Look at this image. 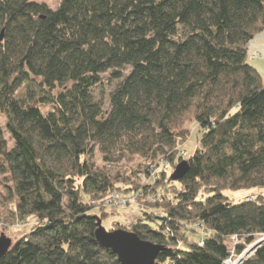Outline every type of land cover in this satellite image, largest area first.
Listing matches in <instances>:
<instances>
[{"label": "trees", "instance_id": "1", "mask_svg": "<svg viewBox=\"0 0 264 264\" xmlns=\"http://www.w3.org/2000/svg\"><path fill=\"white\" fill-rule=\"evenodd\" d=\"M3 30L0 174L24 232L0 264H122L95 236L121 193L162 200L115 223L163 246L154 264H225L264 236V79L248 61L264 0H0ZM124 160L139 162L126 190ZM243 264H264V245Z\"/></svg>", "mask_w": 264, "mask_h": 264}, {"label": "rangeland", "instance_id": "2", "mask_svg": "<svg viewBox=\"0 0 264 264\" xmlns=\"http://www.w3.org/2000/svg\"><path fill=\"white\" fill-rule=\"evenodd\" d=\"M40 2H46L48 5H50L52 8H57L60 0H37ZM252 51H249V56H248V61L254 65L259 72L261 73L263 79H264V52L262 49H264V33L258 35L255 40L252 42ZM256 54L255 57L253 55ZM111 90V87L107 84H104L103 87L99 88L96 92V99L101 101L102 104L104 105L105 108L108 107V94ZM191 115L188 116V120H186V124L183 128L185 132H189L190 130V137L188 141L184 145V149H186L189 152V155H193L197 149V146L199 144V139L202 135L201 128L199 125L194 121V118L190 117ZM0 124L5 125V119L2 115H0ZM9 138V135H8ZM95 162L98 165H103V156L99 150L95 152ZM179 164V163H178ZM177 164V165H178ZM139 165V162L136 160L132 161H127L124 160L122 163L119 165L112 166L111 169L115 173H120L122 172L125 174L126 178V183L122 184V189L126 190L127 187H130V185H133L132 183H136V178L131 174V170L133 168H137ZM176 165V166H177ZM152 169V168H151ZM166 170H170L166 169ZM175 170V169H174ZM125 172V173H124ZM174 172V171H173ZM154 175L153 177L155 179H158V175L153 172ZM132 175V176H131ZM172 175V174H171ZM128 183H130L128 185ZM12 190H13V183L11 181V176L8 175H1L0 174V235L5 234L8 237H11L13 241L16 240L17 236H20L22 232L20 229H22L23 226H21L22 221L16 216V208L13 206L11 203L12 199ZM147 194V193H146ZM247 195V191H230L229 196L231 199H234L236 202L243 197ZM149 196H151L149 194ZM147 202V203H158L161 202L162 200H149V198H146L145 196L140 195V198L137 197V195H134L133 193L131 194H122L121 193V199H115L113 197H108L102 204L98 205L104 206L106 210L108 211V214L104 217L103 225L107 230H117L119 229V226H117L115 223L122 221L123 223H128L134 221L138 217V212L130 211V209H137L140 206V202ZM91 203L96 204L95 201H91ZM102 219V218H101ZM20 224V225H19ZM128 230V229H124ZM129 231V230H128ZM189 235V238H187V242H191L193 239L198 240L200 239L201 235L196 234L192 235V233H187ZM263 236L257 238L252 244H250L244 252H242L239 255L232 254V257H230L225 264H243V262L253 256L255 252L257 251H252L248 256L243 257L245 251L248 250V248L251 247L254 243H256L258 240H260ZM239 240L240 243H243V239H237ZM183 241V246L186 241V239L181 240ZM202 241L199 242V245H202ZM243 259V260H242Z\"/></svg>", "mask_w": 264, "mask_h": 264}, {"label": "water", "instance_id": "3", "mask_svg": "<svg viewBox=\"0 0 264 264\" xmlns=\"http://www.w3.org/2000/svg\"><path fill=\"white\" fill-rule=\"evenodd\" d=\"M4 38V30L0 41ZM188 160H182L171 175L174 181L181 180L189 171ZM98 228L95 232L97 242L117 255L122 264H154L163 246L141 239L136 233L124 229L107 230L99 216H96ZM264 242L252 247L256 251ZM13 246V239L5 234L0 235V259L8 254ZM243 260V259H242Z\"/></svg>", "mask_w": 264, "mask_h": 264}, {"label": "built area", "instance_id": "4", "mask_svg": "<svg viewBox=\"0 0 264 264\" xmlns=\"http://www.w3.org/2000/svg\"><path fill=\"white\" fill-rule=\"evenodd\" d=\"M170 168V166H169V162L168 161H165L164 162V169H169ZM111 197H113V198H115V199H121V195H119V194H114V195H112ZM148 198H152L151 200H157L156 198H155V196L154 195H151V196H149ZM234 254V253H233ZM231 257H232V255H231Z\"/></svg>", "mask_w": 264, "mask_h": 264}, {"label": "bare ground", "instance_id": "5", "mask_svg": "<svg viewBox=\"0 0 264 264\" xmlns=\"http://www.w3.org/2000/svg\"><path fill=\"white\" fill-rule=\"evenodd\" d=\"M260 242H264V236L260 239V240H258L256 243H254L253 245H251V247L250 248H248V250L247 251H245V253H244V255H243V257H246V256H248L251 252H252V247H255L256 246V244L257 243H260Z\"/></svg>", "mask_w": 264, "mask_h": 264}, {"label": "crops", "instance_id": "6", "mask_svg": "<svg viewBox=\"0 0 264 264\" xmlns=\"http://www.w3.org/2000/svg\"><path fill=\"white\" fill-rule=\"evenodd\" d=\"M253 46L251 45V47H250V50H252L251 48H252ZM263 50V52H264V49H262ZM252 51H255V50H252Z\"/></svg>", "mask_w": 264, "mask_h": 264}]
</instances>
